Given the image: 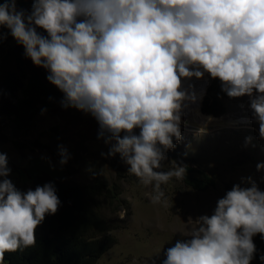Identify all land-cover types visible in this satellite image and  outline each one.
I'll return each instance as SVG.
<instances>
[{
  "label": "clouds",
  "instance_id": "9594fccd",
  "mask_svg": "<svg viewBox=\"0 0 264 264\" xmlns=\"http://www.w3.org/2000/svg\"><path fill=\"white\" fill-rule=\"evenodd\" d=\"M0 26L48 70L47 80L64 93L63 107L96 118L99 137L111 144L107 155L119 153L127 172L153 187V203L166 206L162 185L187 171L182 164L156 170L175 147L173 137L182 139L185 101L197 100L182 78L207 72L230 98L248 95L264 139V0H34L28 13L4 0ZM60 156L66 164L63 146ZM10 173L0 152V264L6 252L35 246L36 228L61 203L53 183L21 191ZM247 180L250 187L233 185L214 214L198 217L192 238L167 248L161 264H250L254 235L264 239V191Z\"/></svg>",
  "mask_w": 264,
  "mask_h": 264
},
{
  "label": "rangeland",
  "instance_id": "374dc122",
  "mask_svg": "<svg viewBox=\"0 0 264 264\" xmlns=\"http://www.w3.org/2000/svg\"><path fill=\"white\" fill-rule=\"evenodd\" d=\"M204 74L208 85L202 103L211 84L222 89L218 77ZM63 97L61 91L55 100L44 99L25 131L17 129L11 118L2 116L0 152L8 157L11 168L8 178L21 191L33 189L34 177L42 172L60 175L71 183L89 184L95 177L112 182L116 179V166L126 168L123 171L126 176L119 181L124 204L114 215L115 228L111 231L116 241L96 264H161L167 248L178 240L191 239V230L196 227L194 221L202 215L214 214L217 201L233 185L250 187L247 177H252L264 191V169H256L257 163L264 162V139L259 136L258 122L203 127L181 123L182 139L176 142L173 137L175 147L167 151L163 167L156 170L167 171L175 164L191 165L212 175L215 185L200 191L173 178L162 185L168 201L165 206L152 202L153 187L144 186L139 178L128 173L129 165L119 153L107 155L111 144L99 137L100 126L96 118L83 110L63 107ZM248 97H221L225 112L219 116L207 115L221 117V121L253 117ZM42 109L46 111L42 112ZM134 132L138 135L140 129L136 128ZM247 137H251L248 143ZM60 146L67 149L69 157L63 165L60 163ZM100 172L102 175H95ZM189 218L193 221L189 222Z\"/></svg>",
  "mask_w": 264,
  "mask_h": 264
},
{
  "label": "trees",
  "instance_id": "16d2710c",
  "mask_svg": "<svg viewBox=\"0 0 264 264\" xmlns=\"http://www.w3.org/2000/svg\"><path fill=\"white\" fill-rule=\"evenodd\" d=\"M4 0H0L3 3ZM34 0H16L18 10L26 13L32 9ZM45 36L47 32L37 27ZM4 38L0 40V118L12 119L19 130H27L32 123L39 104L44 99L55 100L61 90L47 80L48 70L36 66L25 56L23 45L18 44L10 30L0 26ZM227 94L222 89L209 86L207 97L201 105L205 114L219 116L225 112L221 97ZM17 147L20 145L16 142ZM183 179L185 185L196 190H207L215 185L212 175L202 169L186 165ZM124 166H116V179L108 182L95 177L89 184L71 183L62 176L42 172L34 177L33 189L45 183H53L61 201L55 214H46L36 228V245L6 252V264H96L98 259L115 243L111 233L115 228L114 215L123 206L120 180ZM257 252L250 264H264V239L257 233L253 237Z\"/></svg>",
  "mask_w": 264,
  "mask_h": 264
},
{
  "label": "bare ground",
  "instance_id": "6f19581e",
  "mask_svg": "<svg viewBox=\"0 0 264 264\" xmlns=\"http://www.w3.org/2000/svg\"><path fill=\"white\" fill-rule=\"evenodd\" d=\"M202 70V69H201ZM189 85H191L190 91H194L197 100L195 103L185 101L186 107L183 108L182 111V124L190 127H203L210 124H229L236 125L240 123H253L258 122L256 119L250 116H244L241 118H231L221 121V117H212L201 112V104L203 97L206 93V88L208 85V78L204 74L201 78L191 77V78H182V87L188 89ZM250 102V98L248 97ZM250 104V103H249ZM208 117H212L213 119L209 120ZM192 130V129H191ZM194 130V129H193Z\"/></svg>",
  "mask_w": 264,
  "mask_h": 264
},
{
  "label": "water",
  "instance_id": "95a60500",
  "mask_svg": "<svg viewBox=\"0 0 264 264\" xmlns=\"http://www.w3.org/2000/svg\"><path fill=\"white\" fill-rule=\"evenodd\" d=\"M201 105H202V104H201ZM201 105H200V106H201ZM201 112H202V111H201Z\"/></svg>",
  "mask_w": 264,
  "mask_h": 264
},
{
  "label": "built area",
  "instance_id": "2783aa9c",
  "mask_svg": "<svg viewBox=\"0 0 264 264\" xmlns=\"http://www.w3.org/2000/svg\"><path fill=\"white\" fill-rule=\"evenodd\" d=\"M250 105V104H249Z\"/></svg>",
  "mask_w": 264,
  "mask_h": 264
}]
</instances>
